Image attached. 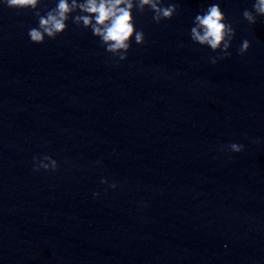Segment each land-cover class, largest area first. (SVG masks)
I'll use <instances>...</instances> for the list:
<instances>
[{"label": "water", "instance_id": "obj_1", "mask_svg": "<svg viewBox=\"0 0 264 264\" xmlns=\"http://www.w3.org/2000/svg\"><path fill=\"white\" fill-rule=\"evenodd\" d=\"M254 2L162 0L178 9L159 24L134 10L144 43L123 61L71 17L31 43L33 11L0 4V264H264V17H242ZM213 3L235 29L215 65L219 50L190 39ZM44 156L55 171H33Z\"/></svg>", "mask_w": 264, "mask_h": 264}, {"label": "clouds", "instance_id": "obj_2", "mask_svg": "<svg viewBox=\"0 0 264 264\" xmlns=\"http://www.w3.org/2000/svg\"><path fill=\"white\" fill-rule=\"evenodd\" d=\"M42 0H0V4L18 11L32 10L38 20V26L28 30L30 42L44 43L45 37L55 39L67 30V21L71 17L77 27L90 29L97 37L106 52L112 57L123 61L127 58L131 40L137 45L144 43V33L136 30L133 11L143 14L145 8L153 13L152 20L159 24L162 20H170L177 12L178 4L169 3L163 6L162 0H57L55 7L46 11L44 15L37 10ZM75 14V15H73ZM243 19L254 25L257 17H264V0H255L252 10L242 12ZM235 36V29L227 22L224 12L218 3H213L201 13L195 15L190 29V39L200 46H207L212 52H219V57H210V63L215 65L217 59H224L231 55L228 51ZM250 43L244 40L239 48L240 55L248 51ZM243 144L232 143L227 150L239 153L244 149ZM33 171H55L58 167L55 160L49 156L33 158ZM101 183H107L101 180ZM110 187L115 188L113 183ZM99 193H94L98 196Z\"/></svg>", "mask_w": 264, "mask_h": 264}]
</instances>
